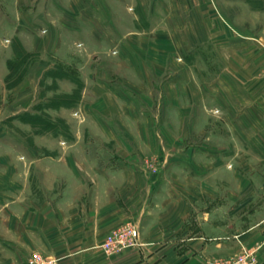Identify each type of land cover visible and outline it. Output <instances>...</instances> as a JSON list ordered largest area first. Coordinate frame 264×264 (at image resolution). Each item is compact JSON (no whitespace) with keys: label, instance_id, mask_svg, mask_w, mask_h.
<instances>
[{"label":"rangeland","instance_id":"374dc122","mask_svg":"<svg viewBox=\"0 0 264 264\" xmlns=\"http://www.w3.org/2000/svg\"><path fill=\"white\" fill-rule=\"evenodd\" d=\"M230 1L235 3L232 9L226 2L217 7L220 13L225 12L223 17L208 6L214 11L213 17L209 16L211 24L203 21L200 25L181 13L180 0L172 7H164L162 0H122L124 7L116 10L112 2L113 10L107 7V13L119 16L123 24L127 13L134 16L133 26L147 37L164 27L172 30L175 69L153 55L147 68L138 69V73L124 66L133 61L125 51L123 57L110 61L116 50L109 43L105 45L106 56L92 40L87 46L96 53L72 54V45L69 49L67 38L61 34L56 38L59 45L53 49L56 42L46 33L48 23L12 22L0 32V63L11 57L10 75L0 89V143L17 138L34 140L42 146L37 152L40 157L78 159L101 152L110 158H137L139 172L159 182L164 180L161 185L169 181L176 193L194 187L197 197L185 199L190 209L188 224L201 228L206 236L242 231L246 217L264 211V55L257 57L259 71L254 73L246 69V45L236 46L235 40L241 38L235 31L232 29L234 41L221 37L224 26H229L226 19L231 25L232 18L246 23V2H255ZM163 9L175 18L165 22L163 18L169 16L163 15ZM108 23L107 31L118 29L116 21L115 26ZM16 26L19 34L37 33L45 42L43 52L26 51L14 34ZM216 28L220 31L217 56L210 54L217 43L211 40ZM140 56L138 61L142 62ZM182 70L186 73L182 80L174 76V86L166 83L170 72L172 76L173 71ZM100 79L108 81L104 89L110 99L103 104L106 110L97 103L98 92L88 86ZM200 89L202 102H190ZM23 113L22 119L19 115ZM110 143L116 145L110 149L102 145ZM127 146L131 149H125ZM212 175L219 178L217 184L211 182ZM187 176L195 181L186 180ZM247 192H251L249 198Z\"/></svg>","mask_w":264,"mask_h":264},{"label":"crops","instance_id":"0c3cea01","mask_svg":"<svg viewBox=\"0 0 264 264\" xmlns=\"http://www.w3.org/2000/svg\"><path fill=\"white\" fill-rule=\"evenodd\" d=\"M109 2L0 0V7H4L2 12L0 10V32L4 33L12 22L42 21L48 23V36L52 41L55 38L53 49L59 45L56 38L61 34V37L67 38V46L72 45V54L96 53L87 46L88 41L92 40L104 56L107 54V43L115 48L116 52L109 58L111 62L123 57L124 51L130 55L133 61L123 64L130 71L136 70L138 73V69L147 68L153 55L162 57L169 67L175 69L172 30L164 27L150 33L151 38L149 35L147 37L145 32L133 26L136 20L134 16L127 13L123 24L119 16L107 13V7L110 12L113 10L112 2L116 4L115 10L118 7L122 9V0ZM162 3L164 7H172L175 0H162ZM224 3L231 9L235 5L230 0H180V11L182 14L185 12L186 19L194 22V25H200L203 21L211 24L210 17H213L214 11L208 6H213L217 16L223 17L225 12L221 11V14L217 7ZM231 9L227 8V11ZM167 11L163 9L164 16ZM246 14V23L232 18L231 25L225 18L229 26H224L226 30L221 32V37L228 36L234 41L235 31L236 36L244 40L241 43V39H236V46L239 47L238 43L246 45V69H253L256 73L259 71L257 57L264 55V0L246 2ZM168 16L163 18L165 22L175 18L170 17V13ZM104 22L116 24L118 29L107 31ZM15 28L14 34L26 51L43 52L45 42L40 41L37 33L19 34V28ZM218 29H214V39L211 38L217 42L210 49V54L215 56L218 53L217 39L220 37ZM75 42L80 46H76ZM141 54L142 62H139ZM9 59L11 57L8 56L0 63V89L8 74ZM172 73L166 83L173 86L175 79L182 80L186 74L185 70ZM247 73L248 77H252V73ZM106 81L100 79L98 83L88 85L98 92L97 103L103 110H106L103 104L110 100L104 90ZM117 81L120 82V79ZM178 87L181 90L182 84ZM198 93L190 102H202V89ZM0 134H3V130H0ZM10 138L14 139L9 137L8 140ZM17 139L19 142L0 143V264H28L27 259L33 252L56 256L59 264H210L215 259L233 256L242 246L257 247L255 264H264V211H259L257 215L252 212L253 218L246 217V228L242 231L226 236H206L201 228L188 224L190 209L185 199L197 197L194 187L185 185L189 189L176 193L169 181L161 185L164 180L159 182L139 172V160L127 155L126 158H110L102 156L100 152L78 159L72 156L40 157L37 152L42 146H38L36 141ZM102 145L110 149L116 144ZM125 149L130 150L131 147ZM187 161L190 163L191 159ZM186 180L195 181L191 176H187ZM211 182H219L217 175L211 176ZM250 194L247 192L246 198ZM124 222L139 227L140 245L106 255L99 245L109 231Z\"/></svg>","mask_w":264,"mask_h":264},{"label":"built area","instance_id":"2783aa9c","mask_svg":"<svg viewBox=\"0 0 264 264\" xmlns=\"http://www.w3.org/2000/svg\"><path fill=\"white\" fill-rule=\"evenodd\" d=\"M140 245L139 228L134 223H125L107 233L99 247L106 255L120 253L126 249L135 248ZM257 247H245L239 250L234 256L226 259H215L210 264H255ZM28 264H59V258L52 255H45L33 252L27 259Z\"/></svg>","mask_w":264,"mask_h":264},{"label":"trees","instance_id":"16d2710c","mask_svg":"<svg viewBox=\"0 0 264 264\" xmlns=\"http://www.w3.org/2000/svg\"><path fill=\"white\" fill-rule=\"evenodd\" d=\"M7 66L9 67V69H11V63L10 62H7ZM9 75L10 74H8L7 75V77L6 78H8L9 77ZM67 77L69 78L70 77V75H67ZM71 79L70 80H72L73 82L75 81V82H77V80L76 79H74V77H70ZM19 117H22V119L25 117V113H23V114H21V115H19ZM25 121L27 122V120L25 119ZM29 122L30 123H34V122H32L31 120H29Z\"/></svg>","mask_w":264,"mask_h":264}]
</instances>
